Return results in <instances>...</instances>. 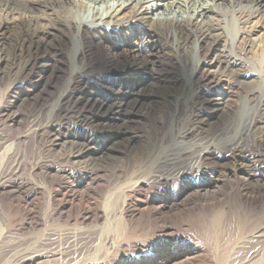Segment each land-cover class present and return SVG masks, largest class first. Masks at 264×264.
I'll list each match as a JSON object with an SVG mask.
<instances>
[{
	"label": "bare ground",
	"instance_id": "1",
	"mask_svg": "<svg viewBox=\"0 0 264 264\" xmlns=\"http://www.w3.org/2000/svg\"><path fill=\"white\" fill-rule=\"evenodd\" d=\"M261 51L264 53V0H0V108L4 112L0 120L4 125L16 122L21 114L25 122L13 137L1 134L0 171L2 162L13 155L16 146L33 136L44 137L50 147H69L84 174L73 183L60 182L61 187H56L55 182H41L49 178L54 165L45 159L27 161V177L18 172V167L2 174L0 211L4 220L0 222V238L30 228L39 213L35 198L40 194L46 195L52 218L82 222L93 216L109 219V211L103 214L96 203H89L91 184L87 181L91 177L85 174L106 171L102 167L109 161L119 154H129L142 141L146 132L139 125L145 123L157 102L158 91L182 81L173 77V66L190 78L196 76L211 94L219 96L208 95L200 102L190 128L199 140L190 146L183 143L170 147L164 144L173 135L158 136L150 151L140 153L131 174L138 179L131 185L132 194L125 198L119 213L128 217L129 229L137 228L149 215H157L166 220L173 218L177 226L187 224L188 233H193L190 194L206 191L215 182L209 178L196 184L191 192L188 184L173 192L169 189L174 180L171 176L199 173L207 163L246 161L249 154L241 144L228 142L223 149L203 147L199 129L219 110L218 104L226 95L224 89L231 81L243 84L256 75L264 79L257 68ZM171 56L177 58L169 61L167 57ZM61 72L67 74L66 79L46 99L44 95ZM96 78L121 81L128 90L108 92ZM139 84L148 89L136 91ZM38 87L33 107L24 110ZM6 95L10 98L6 99ZM43 100L41 111L34 114ZM81 101L85 102L83 106ZM14 104L19 109L10 112ZM230 117L237 130L241 113ZM252 130L264 136V114L260 111L254 113L244 133ZM197 157L199 165L194 168L190 161ZM244 166L237 165L236 171L242 175L244 202L248 205L264 201V170L250 171ZM58 169L66 171L62 166ZM121 173L120 167L113 169L115 177L120 178ZM37 175L41 181L34 178ZM146 179L162 186L161 198L143 194ZM260 182L259 188L251 187ZM85 183L86 190L79 191ZM124 184L121 179L113 182L107 193L108 203L120 195L117 191ZM136 194L140 196L138 202L133 198ZM74 210V218L67 215ZM256 230L239 245L240 251L247 244L261 242L264 226ZM256 251L250 250L247 260L255 257ZM16 264H36V255L21 256Z\"/></svg>",
	"mask_w": 264,
	"mask_h": 264
},
{
	"label": "rangeland",
	"instance_id": "2",
	"mask_svg": "<svg viewBox=\"0 0 264 264\" xmlns=\"http://www.w3.org/2000/svg\"><path fill=\"white\" fill-rule=\"evenodd\" d=\"M231 22L232 20L229 19L230 27L233 25ZM63 46L68 47V44ZM259 54L261 55L257 57V68L264 75V53L261 51ZM176 58V56L167 57L169 61ZM173 68V77L182 81L172 84V87H162L158 91L155 97L158 99L157 102L150 110L145 123L139 125L146 132L142 141L137 143L129 154L128 152L119 154L117 155L119 158L109 161L106 167H102L106 171L95 175L85 174L91 177V180L87 181L89 185L91 184L89 203H96L103 214L109 211V219L93 216L82 222L74 219L67 221L65 218L61 220L56 216L52 218L46 195H37L35 201L39 206V213L30 228L24 232H12L0 238V264H16L19 257L30 253L36 255V264H264V238L259 244L251 243L241 251L238 249L243 241L257 231L256 229L259 230L264 226V201L259 199L256 203L246 205L242 197L243 189H245L241 186L242 175L240 172L236 174L242 164H245L244 167L250 171L264 170V136H259L257 134L259 132L255 130L249 134L244 133L254 113L260 111L264 114V106L260 107V103L264 104V79L258 75L249 79L247 83L239 84L231 81L229 86L226 85L224 89L226 95L218 104L219 110L204 123L205 125H202L203 128L199 129L203 147L214 145L223 149L228 142L241 144L242 148L246 149V154H249L246 161L243 163L240 160L231 159L223 160L219 164L207 163L202 165L199 173L186 172L184 175L180 174V177H178L179 174L171 176L176 180H172L170 184L169 189L173 192L180 191L187 184L191 185V192L196 189V184L209 178L215 182L210 184L206 191H194L190 194V202L192 206L194 205L193 212L190 214V219L194 222L193 233H188L190 229L187 224L177 226L173 218L166 220L157 215H149L137 228L129 229L128 217L119 213L124 207L125 198L132 194L131 185L138 179L131 174L140 153L150 151L156 138L163 135L166 137L173 135L172 140L166 139L164 146L173 145L174 147L183 143L192 145L198 137L196 133H190V128L194 126L201 100L208 95L219 96L217 93L211 94L208 87L200 83L196 76L190 78L188 73H181L179 69H175L174 66ZM66 77L65 72L58 73L52 87L44 97L46 99L52 97L56 89L62 86ZM108 77L112 78V76ZM98 82L103 84V88L108 92L112 89L128 90L127 87H122L121 81L111 82L100 79ZM40 88L38 87L35 93L30 95L31 98L25 104L24 110L33 107L34 94H37ZM139 89L144 91L148 87L139 84L135 90ZM8 98L10 95L8 97L6 95V99ZM145 100L149 101V99ZM44 104L45 100L41 101L34 109V114H39ZM83 104L85 102L81 101L80 105L83 106ZM80 105L77 104L78 107H81ZM18 109V105L14 104L9 111ZM2 111L1 109L0 119L3 117ZM240 113L241 118L236 130L232 126L230 116L231 114L238 116ZM24 125L21 114L16 122H7L5 125L1 122L0 137H2L1 134L13 137ZM260 141L263 142L260 143ZM16 149L14 152L16 154L9 155L2 162L0 176L18 167V172L23 177H27L29 160L38 159L50 160L54 165L47 180H42L41 176L37 175L34 177L37 181L55 182L56 187H61L60 182L73 183L77 178L84 176L80 173L79 165H76L74 158L71 157L69 147H50L44 137L31 136L24 144L16 146ZM194 159L190 161V166L196 168L199 165V158ZM60 166L65 167L66 171L59 170ZM116 167L121 168L120 178L113 174V169ZM0 179L2 180V177ZM118 179H121L125 186L117 191L120 195L108 203L107 193L113 182H117ZM10 180H13V177ZM259 184L261 185L262 182L251 187L257 189L260 187ZM87 186L85 183L84 187L82 185L78 189L84 191ZM161 187L146 179L142 187L143 194L153 199L161 198ZM139 197L138 194L133 195L134 201H140ZM76 213L77 210H74L67 215L74 218ZM3 216L4 214L0 211L2 224ZM1 223L0 230L3 226ZM250 250L256 251L258 255L256 253L255 257L252 256L247 260Z\"/></svg>",
	"mask_w": 264,
	"mask_h": 264
}]
</instances>
